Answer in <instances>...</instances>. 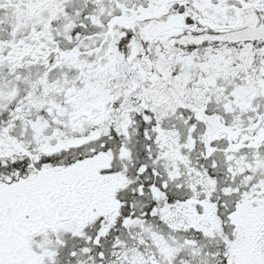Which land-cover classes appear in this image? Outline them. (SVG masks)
Listing matches in <instances>:
<instances>
[{
	"label": "snow or ice",
	"instance_id": "1",
	"mask_svg": "<svg viewBox=\"0 0 264 264\" xmlns=\"http://www.w3.org/2000/svg\"><path fill=\"white\" fill-rule=\"evenodd\" d=\"M0 264H264V0H0Z\"/></svg>",
	"mask_w": 264,
	"mask_h": 264
}]
</instances>
